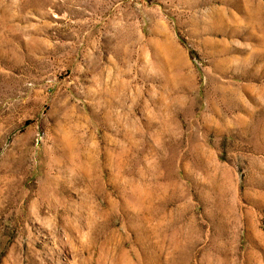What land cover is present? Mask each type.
Instances as JSON below:
<instances>
[{
    "label": "rangeland",
    "instance_id": "374dc122",
    "mask_svg": "<svg viewBox=\"0 0 264 264\" xmlns=\"http://www.w3.org/2000/svg\"><path fill=\"white\" fill-rule=\"evenodd\" d=\"M0 264H264V0H0Z\"/></svg>",
    "mask_w": 264,
    "mask_h": 264
}]
</instances>
